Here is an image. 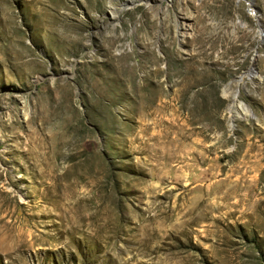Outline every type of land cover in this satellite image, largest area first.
<instances>
[{
	"label": "rangeland",
	"instance_id": "1",
	"mask_svg": "<svg viewBox=\"0 0 264 264\" xmlns=\"http://www.w3.org/2000/svg\"><path fill=\"white\" fill-rule=\"evenodd\" d=\"M252 1L0 0V264H264Z\"/></svg>",
	"mask_w": 264,
	"mask_h": 264
},
{
	"label": "bare ground",
	"instance_id": "2",
	"mask_svg": "<svg viewBox=\"0 0 264 264\" xmlns=\"http://www.w3.org/2000/svg\"><path fill=\"white\" fill-rule=\"evenodd\" d=\"M136 1H139V0H130V3L134 4ZM245 3L247 5L248 9L250 11H252V13H255L254 2L252 0H245ZM253 75H254V73L252 74V71H251V73H249V76L252 77ZM235 84H237V81H236ZM232 112H233L232 117H238V116L243 115L244 113H246V109L243 107L241 102H238V103L234 102V106L232 108Z\"/></svg>",
	"mask_w": 264,
	"mask_h": 264
}]
</instances>
